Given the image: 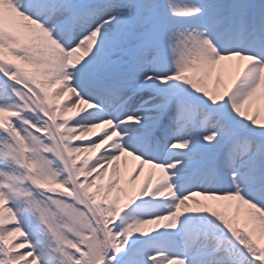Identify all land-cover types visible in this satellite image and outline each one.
<instances>
[{"label": "snow or ice", "instance_id": "1", "mask_svg": "<svg viewBox=\"0 0 264 264\" xmlns=\"http://www.w3.org/2000/svg\"><path fill=\"white\" fill-rule=\"evenodd\" d=\"M262 110L264 0H0V264H264Z\"/></svg>", "mask_w": 264, "mask_h": 264}, {"label": "rangeland", "instance_id": "2", "mask_svg": "<svg viewBox=\"0 0 264 264\" xmlns=\"http://www.w3.org/2000/svg\"><path fill=\"white\" fill-rule=\"evenodd\" d=\"M261 119L264 120V110H263V112L261 113ZM227 211L231 212V209H227Z\"/></svg>", "mask_w": 264, "mask_h": 264}, {"label": "bare ground", "instance_id": "3", "mask_svg": "<svg viewBox=\"0 0 264 264\" xmlns=\"http://www.w3.org/2000/svg\"><path fill=\"white\" fill-rule=\"evenodd\" d=\"M262 112H263V110H262Z\"/></svg>", "mask_w": 264, "mask_h": 264}]
</instances>
